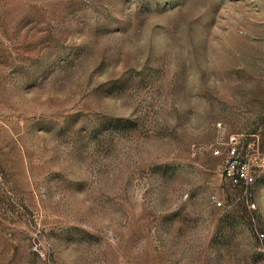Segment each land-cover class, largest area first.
I'll use <instances>...</instances> for the list:
<instances>
[{"label": "rangeland", "instance_id": "1", "mask_svg": "<svg viewBox=\"0 0 264 264\" xmlns=\"http://www.w3.org/2000/svg\"><path fill=\"white\" fill-rule=\"evenodd\" d=\"M0 264H264V0H0Z\"/></svg>", "mask_w": 264, "mask_h": 264}, {"label": "built area", "instance_id": "2", "mask_svg": "<svg viewBox=\"0 0 264 264\" xmlns=\"http://www.w3.org/2000/svg\"><path fill=\"white\" fill-rule=\"evenodd\" d=\"M236 140L235 138H232L231 140V147L229 148V153L234 156V154L236 153ZM217 152H219L218 150H216ZM226 177H229L230 179H233L235 181H245L247 184H250L253 181L252 176H249L246 172L242 171V170H238L235 172H233L231 169H228L226 172ZM220 204V203H219ZM254 207V204H251Z\"/></svg>", "mask_w": 264, "mask_h": 264}]
</instances>
